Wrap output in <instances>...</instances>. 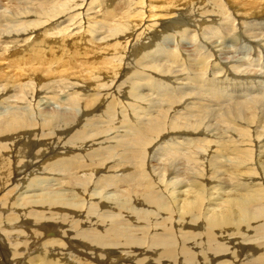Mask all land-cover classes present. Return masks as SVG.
<instances>
[{"label": "bare ground", "instance_id": "6f19581e", "mask_svg": "<svg viewBox=\"0 0 264 264\" xmlns=\"http://www.w3.org/2000/svg\"><path fill=\"white\" fill-rule=\"evenodd\" d=\"M101 1L102 0H100L99 3L96 4L95 6L86 3V6H88L86 11L91 10V13H92L96 8L100 6ZM105 1H109V0H105ZM111 1H114V0H111ZM123 3H125L126 5V7L124 8V15L121 18H119L115 23H113V21L106 22V25L108 26V29L106 30V32L111 31L113 33H117L120 31H124L125 29H128L129 31L128 36L126 37V43H124L125 46L123 47L125 52L128 48V52L125 53L123 49L120 50L119 48H117L119 45L115 44V48H112V50L115 51V53L120 52L119 55L116 54L115 56L106 57L102 54V52H100L98 63L94 65V68H89V69H82L85 66V64H80L83 66H76L72 68L63 69L65 66H68V65H65V63L68 61L66 62L62 61L63 67H60V70H58L57 76L59 77L60 81L66 80L67 78L73 79L74 81H76V83L74 82L72 83L74 84L73 87H76L75 89L79 88L78 90H80V92L70 91L71 95L76 93L77 98L73 97L72 99L71 97V98H66V99L64 98L63 100L61 97L60 103L57 105V107H54L56 103L53 105L51 102L47 101L48 103H46L43 109H40V110L38 109L39 112L37 114L43 121L41 123L42 127L45 124L50 123L51 129L56 131L58 135L64 134V133L68 134L73 129L76 128V125L79 124L80 122L79 119H81V116H84V113L88 114L89 112H93V111H95L94 113H96V111H98V109L100 108L99 104L100 105L104 104L103 102L104 100L106 101L107 98H108L107 99L108 102L106 103L105 108H107L108 116L111 118L114 117L116 112L119 110V107L120 106L122 107L121 103L117 101L118 99L117 96H115L116 98L113 99L114 95H117V93L119 96L123 95L122 84L116 83L121 75L120 70L122 69V66H123L122 63L125 61L126 58H128L129 56L131 57V54L129 55V53H132L134 46L136 45L137 41L141 37H144V36L150 37L153 34L154 38L152 39L154 40L156 36L159 34L157 38L158 37L160 38L162 31L164 30L166 31V29H169V28H166L167 26L176 25L174 22L169 25H162L165 28L160 27L159 29H155V26L162 22L163 16H169V13L171 12H173L177 16H180V18L183 17L181 14V12L183 11H186V13L190 14V16H194L191 14H197L193 22H196V20L198 19L197 18L198 15L205 16L203 20L198 19L199 21H203V22L208 21L207 20L208 17L211 18L212 15L217 16L219 25H215V26L211 25L210 27H208V30L210 32L204 31V33L199 35L198 30H201V29L199 28L200 23L198 22L199 24H197L198 26L195 27L194 30L180 31L179 33H177L180 37H177L178 36L177 34H173L174 36L167 35L168 38H165V37L163 38V36H161L160 41H159L160 43H158V45L160 46L162 44H166L167 48L171 47L169 48L170 50L168 51L167 62L169 64L164 65L163 63H161L162 61L160 60V58L165 57L166 53L161 49H156L152 51V53H146V54L144 53L145 59H142L139 62L137 61L138 64L137 66L135 65L136 66L135 68H138V67L140 68L136 69V73H143L144 68H149L151 71L154 72V74H158L159 76H163L164 78L168 77L170 74H176L178 77H183L184 81L186 80L185 78H187L188 80L193 81L195 85L196 84L199 85V81L200 82L206 81L205 79H206L207 73L203 72V74L204 73L206 74V76L204 75L205 76V79H204L203 78L204 76L202 75V71H205L203 69L205 64H209V68L207 69H209L211 78L208 81H210V84H211V81L217 82V80H219V83L217 85L214 84L215 86L211 84L212 86H210V88L205 89V90H209L208 94L209 95L212 94L211 96L213 98H216V99L223 98L221 93L219 94L218 92L219 90L218 85L224 82L226 78L224 79H220V78L226 76L224 73V69L228 68L227 64L229 63L230 65L233 64V61L237 60L238 55L242 52H240V48H238V46H237L238 49L234 47L235 44L228 46L227 45L228 41L224 44H219L218 39H215L214 37L219 36L220 38H225V39L227 38L231 42L233 41L236 42L235 40L236 36L232 32V29H235L237 27V24L236 26L234 25L236 19H238L237 20L238 22L236 21V23L239 24L240 23L239 20H242V19L245 20V18L253 17V16L262 17L264 15V0H184V1L183 0H173L171 4H169L167 0H124ZM47 4H56V2L54 3L49 2ZM79 5L81 7L80 9H82L83 3ZM180 7H182L183 9L182 11L177 9ZM103 9H106V6H104ZM57 10L58 9L53 6L43 7L41 5L39 6V9H35L34 11L35 14L33 16L37 17L36 18L37 22L34 21V22H23L22 23V27L24 28V30L25 28H27L26 29L27 37L23 35L25 38L23 45L25 44V46H23L22 44H18L17 43L18 41L15 42V44L17 43L18 45H22L23 50L20 47L19 48L14 47L13 50L19 49L21 51H28L30 53L31 62L38 63L39 56H41V53H43V48L47 47V46H43L42 43L40 42L42 41L44 42L47 39L43 36L39 38L38 41L35 40L38 36H40V34L36 33L38 29L33 30L35 29L34 25H36V23L37 24L40 23L42 25L41 29L44 30L47 34L53 36L54 38H58L59 45L63 43V40L70 41L72 39H75L77 41H80L82 44H85L81 46H86V43H89L93 45V47H96L95 45L100 44V43H105L108 41V39H105V37H103L102 39L99 37H94L93 35L89 34L88 31H84L86 30V28L83 29L82 31L79 26H81L83 22L80 23L79 26H71L72 24L70 26L68 24H67L68 26L66 25L59 26V28L61 29H59L58 31L55 28L57 26L56 22L58 21V19H56L55 17L54 22H52V18L54 17V14L57 12ZM96 12H99L100 16L102 17L104 16V14L101 13L100 9L96 10ZM80 14H83V13H79V15ZM230 14H232L235 19H233V16H231ZM257 15H262V16H257ZM61 16L62 14L59 15V18ZM84 17H85V21L88 24H90V22H93L92 21L93 15L86 13ZM134 17L139 18L140 20L136 22L134 20ZM247 23L249 24H245L243 26L251 25L250 22H247ZM256 24L257 23H255V25ZM217 26H220V27H217ZM18 27L21 28L20 25ZM15 28H17V26H15ZM247 30L248 28L245 29V32H246L245 36L248 37ZM18 31L19 30L17 28V33H19ZM57 31L58 33L60 32L63 36L62 37L55 36ZM191 32H194V34H192ZM197 35L200 37L202 36L203 37L202 39L204 40H209L208 42L209 44L204 45L205 48L203 47L202 44L197 42V40H199L195 37ZM258 35H262V32L259 31ZM205 36H209V38ZM71 42L73 43L74 41H71ZM94 42H96V44ZM3 43L5 42L1 41L0 39V45ZM67 44L69 45L70 42H68ZM7 46L0 47L2 51L0 54V65L2 64L5 66V62L2 60V56L9 57V62H8L9 67L11 69H14L13 73L17 77H12V78L7 77L6 72L5 74L3 73V68H2L3 66H0V74L5 75V76L0 75V85H3L5 88L9 87L10 89H14L16 92H22V89L23 88L25 89V86L27 85V81L31 80L30 78L32 77V75L27 73L26 68L23 67L22 62L18 61L20 57L19 55L14 56L15 55L14 54L10 56L12 54L10 50L12 49H9ZM102 47H107V46L103 45L101 46V48ZM130 48L131 50H129ZM204 49H206V53H204L203 51ZM213 49L218 53V56H217L218 59L216 58L217 60H214L213 55L210 54L212 53L211 50ZM19 50H17V52ZM72 55L73 53L70 55V58L72 57ZM183 55L188 57V59L184 57L187 60L186 61L187 63L185 61H182ZM54 59L58 60V57H54ZM190 61H196V63L199 65V68L195 67L196 68L195 69L192 66L193 63L190 64ZM219 61H221L220 66H219L221 71L218 74L213 75L214 73L217 72L216 68H217V64L219 63ZM238 61L241 62L243 66L247 65L248 63V62L245 63L243 58H241L240 60L238 59ZM249 63L251 62L249 61ZM151 64L152 65L155 64L153 65L155 66V68ZM86 65L89 66V64H86ZM183 66L184 68L189 66L187 69H189L190 67L191 68L193 67V71H192L193 73L190 72L192 73V75H186V74L183 75L181 73L183 72V70L180 69ZM244 73H246V71ZM136 75L137 74H135V76ZM140 77L142 79H138V81L133 82L132 84L126 83L130 87L133 86L134 90L130 89L129 98H131L132 102H128L125 107L127 108V105H128L129 106L128 109H130L131 107L132 111L134 110L136 111L138 108L142 109L139 112L144 113L145 116H147V119H148V115H151V112L153 113L158 112V111L160 112L158 113V115L152 116L150 119H148V121L151 120L148 123L147 122L145 123L146 120L145 121L140 120V121H136L134 124L129 123L128 125L121 126V127L124 129H130L131 130L130 132L140 133L139 139L141 140L142 146L140 150H136V151L132 150L133 151L132 158L134 157L139 158L140 155L143 154L144 159L147 161V163L145 165L138 166V165L131 164L130 162L128 163L124 162L121 158L118 157V155L119 153L122 154L125 151L130 150L131 147L129 144L122 142V141H118V140L114 146H110V147L109 146H103V147L99 146L95 149L89 148L90 150L85 151V153L83 154H80V153L70 154L72 153V151H68L69 155L61 156L59 157L58 160L52 163H49L48 161L50 159H47V158L49 157L53 158L55 156L54 154H56L55 151L51 154V156L49 157L46 156L45 159H43L45 157L44 156L45 154H43L44 151L39 154L36 151L38 154V157L36 159L41 157V159L45 160V161L42 160L41 162L39 161L40 164L44 165L43 171H46L48 167H51V168L54 166L56 167V169L53 168L52 173L56 172L58 176L51 179V181H54L56 184L54 185L53 183V187L51 185L50 188H47L51 190H48L46 193L45 192L37 193V194L34 193V195L32 196L22 197L21 198L23 201L22 203H20L19 199L18 200L15 199V201L14 200L12 201L11 193H13V191L16 188L14 190H9V191L7 190L8 192L3 195V197L1 198V202H0V208L1 207L2 208L3 207L13 208L14 210L17 209L18 212H15L14 210L11 209L10 213L5 214V212H2V210H0L1 212L0 230L4 231L5 236H6V239H4L3 237L0 238V264H105L103 262L105 260L101 261V258L104 259L106 257H109L110 255H115L116 253L114 251L115 249H120L121 253L122 252L123 253L119 257L115 256L114 259H111L110 260L111 263H114V262L120 263V261L122 260L125 261V259L134 258V260L136 261V264H145V263L148 264L151 262V260H153L150 255H146V252L143 254H135V252H137L139 249H143V250L146 249L148 252L154 251L155 254L158 255L154 259V261H157L158 264H161V262L164 259L165 260L173 259L175 261L177 260L176 259L177 256H180V255L183 257V263L187 262L189 264H202L201 260L197 259V257L195 261L193 260V255H196L193 252L194 246H188V242H189L188 237H190V239H197L198 237V240H201L200 238L202 236L207 238V240L211 244L207 246L208 251H205L204 246H202V249L200 248L201 249L200 253H202L203 255V257L201 256L202 257L201 259L203 260V262H205L204 259H206L205 264H210V263L212 264L216 259H219L218 261L219 264H230L231 262H229L227 259L223 260L220 257L221 253L228 252L227 243L231 245L234 244L233 249L235 248V250L233 252L236 253V257H241L245 255L244 250L247 249L248 251L244 258L246 261L255 262V264H264V251H263L264 240L258 243L256 242L254 245L247 244L248 246L243 245L241 242H238V243H233L232 241L231 243L225 242V243L220 244L219 249H215V247L212 245V242H211L214 235H216L217 233L219 234L227 233L229 240H230V238L236 235V233L234 234V232H232V228L238 227L239 225L242 226V228L246 226L243 229H247V230L249 229V231L254 230L253 237H257V238L264 237L263 236L264 222L259 223V224L257 223L260 220L264 219V203H262L264 202V194L263 195L260 194L261 192H264V177H263L264 174L263 175L260 174L259 176L256 175L258 177H255V178H251L252 175H250L251 171L254 169L252 165L253 166L255 165L256 167H260V170L263 171L264 173V169H263L264 167V141L261 140L264 138H261V135L260 137L254 136L257 139L252 136L250 140L246 136L248 135L247 131L250 132L251 130L249 129L250 131L249 130L245 131L244 129L243 133H241L243 129L241 128L239 130L241 132L237 130L239 133L236 132V134H239V135L242 134V137L246 138L245 139L246 142H243L245 140L241 139L243 141L239 142L240 144H237L238 146L237 145L234 146L233 144H231L232 142L227 143V144L226 142L223 143V145H225L223 150L225 154L227 155L229 154L227 146L232 147L233 145L235 147L236 151L232 153V155H235V157H228V158L231 160L230 161L231 163L236 164V165L233 164L234 165V169L232 167L233 173L237 177L243 178V180H246V181H244L243 183H241L240 181L241 184L239 185H235V183H231L229 181L231 184L235 185V187H233V189H230V190L220 191V188L218 189V185L210 186L212 183L211 180H209L210 177L207 174L204 175L202 177L203 180L200 181V182H204L202 184L204 185L205 190H206V196H205V199L203 200L205 201L204 202L205 205L202 207L200 206L201 203L199 204V202L201 201V195H200L201 188L195 187L196 190H193L192 188L191 189L188 188L187 182H189V180L191 182L192 180L194 181V177H191L190 172H188L187 173L188 178L186 177L187 178L186 179L185 178L186 172L185 170H183L182 172V168L180 170V166L181 165L186 166L185 168H187V165L188 166L194 165L197 167L198 171L203 169V171L205 170L208 172L207 170L208 163L210 164L211 168H214V171H215L216 165L212 161L213 160L212 156L209 155L210 157L207 158L208 156L207 149L209 148V146L204 145L202 143V142L204 143H207V142L199 138L194 139L191 137L195 135L196 133H199L201 130L200 124H197L198 121L190 120V121L184 122V120L188 119V118L185 119L187 116L177 117V115H180V114L187 115L193 112L200 113L202 112L201 108H205L206 105L210 107V104L208 103L207 98L205 101L206 96L204 92L202 93V95L199 94L200 96H196L195 94H192L193 92L184 93V91H187V90L182 89L183 88L182 85H179V87L174 88V90L172 88L173 93L178 92V94L181 95L179 98H175L174 96L171 97V91H172L171 89H170V92L166 94L162 93L163 91L165 92V90L168 89L164 87H169L168 84L164 85L166 82L163 85H162L163 83L162 81H161L162 83L153 82L151 83L152 85H150L146 83V80L143 79L141 75ZM69 79L68 81H71ZM227 79H230V78H227ZM232 79L233 78H231L229 82H231ZM153 80L156 81V79H153ZM68 83L69 82H67V84ZM185 83L187 84V82ZM233 83H230L228 86L229 87L231 86V88H233L234 87L232 85ZM59 85L60 87H63L61 86V84ZM128 85L127 87H129ZM41 87L40 89L43 88ZM80 87H83V88H80ZM44 88L46 89H42V90H49L50 87H46L44 85ZM62 89L64 88H60V90ZM86 89L88 92H83ZM111 89H113V92H110ZM224 89H226V87H224ZM214 91H217V92H214ZM237 91L239 93V90ZM49 94L51 93H48V95ZM112 94H113L112 96L113 98H111ZM153 94L156 95L155 96L156 100L166 101V104L159 103V102L157 103L154 100ZM33 95L35 96V93ZM79 95H82L83 97L79 98L78 97ZM91 95L94 96L93 99L91 98L92 101L89 103V105L84 103L83 108L81 109L82 114L80 115L78 113L79 108H80L78 104L79 103L83 104L82 102H85L86 99H89V97L85 98L84 96H91ZM65 97H67V95ZM191 98L195 99L196 101L191 102L192 101ZM145 99L147 100L146 103H148L146 105L147 107L143 105ZM51 100H56V99H51ZM68 100L70 103H68ZM186 101L188 102L185 105V107H183ZM77 102L79 103L77 104ZM189 103H192L195 105L197 103L198 104L201 103V104L200 106L193 107L192 105L189 106L188 105ZM251 103L248 105L246 104L245 106H240V103H235L236 105L229 107L232 109H229L224 113H220V115L222 116L221 120H227V122L228 121L232 122V120H235V121H238L239 123L240 122L243 123L244 126L245 125L249 126L250 125L249 119L251 115L256 116L257 114L258 116V113L260 114V111L263 112L264 110V105L262 104L263 102L261 104H259L260 102H254L252 104ZM81 104L80 106H82ZM177 107H181L182 109H184L183 112H181V109ZM192 107L196 109V111ZM165 108H170V109L166 111L164 110ZM123 111L125 110L123 109ZM161 111H165V112L161 113ZM121 112L122 110L120 111V113ZM139 112L137 111L138 114ZM137 113L135 114L137 115ZM12 114L14 115V119L11 122L9 119H7L3 124L0 125V134H6V136H0V142H3V140L1 139H4L5 142L9 141L10 138H13L16 134H19L20 132H14L16 130L22 131L21 133L24 134L27 129H31L32 126L34 125L30 120L31 117L29 116L27 111H25L24 109L21 110L20 107H18L16 108V110L12 111ZM123 114L121 116H123ZM144 114H142L141 116H143ZM162 114H164L165 116H162ZM170 116L171 117L173 116V118L176 120L178 119L180 124L182 123L181 124L182 126L174 125L173 127L175 128L174 133L173 131L171 130L169 131V129L166 128L167 126L166 120H167V117H170ZM94 118L96 119L95 116ZM179 119L181 121L183 120V122H181ZM102 120H104L105 122L107 121L103 118ZM98 121L97 123L99 124L100 122ZM92 122L93 121H91L90 123ZM238 122H236L237 125L239 124ZM176 124L178 123L176 122ZM232 124L234 123L232 122ZM93 125L94 124L83 125L84 128L81 127V130H77V132L74 133L73 139H77L78 143L76 144L74 141H72L71 144L77 147L78 146L80 147V145L85 144L83 143V141H86V143L94 144L96 143V141L100 140L101 136H99L97 132L94 133V131H92L93 128H90ZM106 125H108L109 127L108 121L106 122L104 127H106ZM100 127H103V125ZM169 127L171 129V126ZM251 127H253V124ZM253 131L254 130H252V132ZM171 133L172 134H187L189 135L190 138H184L182 142L174 141L173 143L175 146H172L171 149H166L168 151V155H171L173 152L181 149L182 147H186V149H188L190 152L188 154L184 153L183 157L177 158L176 159L177 162L172 163V164L170 163V165L168 164V162L165 163L166 165H163V164H160V162L158 161H153L149 159L148 156L152 148L157 146V143L161 141L162 138L166 141L167 139L166 136H168V134H171ZM236 134L234 136H236ZM262 136H263V133H262ZM57 137L59 138V136ZM17 138L15 137L12 140V142L7 143V144L1 143L0 148H7L9 144L10 145L13 144V146H16V144L20 145V139L17 140ZM152 138L153 140H155L154 142H152ZM71 139L69 140L71 141ZM195 140H198L200 143H202V145L201 146L195 145L193 142ZM107 141H110V140L107 139ZM62 143H64L63 145L65 147V141ZM57 144L58 142L55 145L56 147H57ZM217 145H220V142L219 143L214 142L213 147L217 148L216 150H218L219 148ZM64 147L62 148L64 149ZM158 147L161 148L160 145H158ZM68 148H70V146ZM20 149L21 148H19L18 151H20ZM244 150H246V152L252 151L251 156L250 154L248 155L244 154V155H247L246 158L244 157V159H242L241 157L238 159L239 152L244 153ZM105 154H111V157H104ZM30 155H32V153H30ZM87 155H91L93 157L90 159H86ZM122 155H126V153ZM171 156L177 157L178 152L177 154L174 153ZM116 157H118V159ZM261 157H263L262 158L263 160L261 159ZM9 158L6 163V168L3 171H0V175H2L0 176V189L1 190H4L6 188L5 186L6 181L9 179L6 176L12 175V178H11L12 181L15 182L16 180V182H19V180L17 179L20 178V175L22 173V171H20V169H18L17 167L18 164L14 168L12 166H9V164H11L10 162L11 160H9ZM128 158H130V156H128ZM206 159H207V162H206ZM252 160H254L253 163H252ZM30 162L31 164L35 163L34 159L31 160ZM30 162H29V165H26V168L30 167V168L36 169L38 167L37 166L38 164L35 165L34 167H31ZM22 163L23 161L19 162L20 166ZM244 166L246 167L244 169H241ZM102 171L105 174H102L101 173ZM24 173L25 172L23 171V174ZM167 173L168 174L172 173L174 174L175 177H178V178L179 176H181L183 179L181 178L178 180H170L164 176ZM234 174L231 175L230 173L228 174V176L234 177L235 176ZM162 176H164L163 180H162ZM205 176H208L209 178ZM48 178L38 177V179L37 178L33 179L32 181H30V185H29V187L33 189L28 190V191L37 190V187H39L38 185L42 184V182L43 184L45 182L49 183ZM155 179L158 181V185L155 184ZM213 180H215V178ZM231 181L234 182L235 180H231ZM196 183L198 182H195V185ZM225 184L226 183H224V185ZM236 184H238V182ZM220 185H223V184H220ZM18 187H19V184H18ZM45 189L46 188L44 187L42 188L43 191L47 190ZM111 194H114L115 197L114 195L110 196ZM163 199L165 201H163ZM223 202H225L226 204L224 205ZM163 204H166V206L165 208H163V210H161L162 209L161 205ZM261 204H263V206L257 213L256 207H258ZM149 208L154 209L157 212V214L152 213L151 210H149ZM82 214L85 215V216L83 215V218H82ZM161 215H167V216L162 218ZM76 217L78 218L76 219ZM30 220H33V223ZM236 221L238 222V225L236 223L237 226L236 225L234 226ZM13 223H16V224L20 223V227H22L23 230L27 229L30 226L32 227V230H31L32 239L23 242L24 244L23 246L25 247L24 249L21 246L22 249H24L23 251L19 249V245L22 242L16 238V235L15 237L11 236L12 232H7V230L12 231L13 228H11L10 225ZM200 223H203V225H205V233L200 234L195 231L187 232V239H184L182 241V245L180 247H175L169 243V242L174 241V232L176 231V229H178L176 226L177 224L179 228L181 227L180 233L183 234V231H184L183 228L186 227L187 225H189V228L190 226H195L197 227L196 229H199V226L201 225ZM252 223H254L256 226L253 227ZM150 224H151L152 229H154L155 231L159 229L158 228L159 224H162L164 226V229L160 234L156 235V233H153L154 235L148 236L149 233H152V231L148 233L147 227ZM66 226H68L69 228H73V229L80 228V230L78 231H73L72 229L67 230L65 229ZM60 228L62 230L60 232L61 236L59 235L58 237H56L57 232L60 230ZM242 228L240 229L242 230ZM255 228H259L262 230H256ZM233 230L236 232L235 228ZM136 231L140 233L137 234ZM181 237L184 238L185 235H182ZM248 238H251V237L249 236ZM149 240H154L152 241L151 245H150ZM245 240L247 241L248 239H245ZM32 241L34 244L30 246L29 244ZM8 245H10L11 247L14 246L13 248L14 250L12 251V254H11L13 258H11V260H9L10 257H8V254H9L7 250V247L9 248ZM223 247L225 249H223ZM57 249H59L58 252L56 251ZM260 249H262V252H259ZM239 250L241 251L240 254H239ZM99 252L101 254L100 256L98 255L97 257V253ZM208 252L211 253L212 257L208 255ZM249 254L251 255V257H249ZM92 256L95 257L94 258L95 261L91 259ZM215 257H219V258H215ZM191 259L194 262L190 261ZM171 260L169 261L172 262L173 260L172 261ZM235 261H233V263ZM246 264H251V263H246Z\"/></svg>", "mask_w": 264, "mask_h": 264}, {"label": "rangeland", "instance_id": "374dc122", "mask_svg": "<svg viewBox=\"0 0 264 264\" xmlns=\"http://www.w3.org/2000/svg\"><path fill=\"white\" fill-rule=\"evenodd\" d=\"M99 1L100 0H0V39H1V41L5 42V43L1 44L0 47H6L8 45L7 47L9 49H12V50H10L12 52V54L10 52V54H11L10 56H12L14 54H15L14 56L19 55L20 57H19L18 61L22 62L23 67L26 68L27 73L32 75V77L30 78L31 80L27 81V85L25 86V89L24 88L22 89V92H16L14 89H10L9 87L5 88L3 85H0V125L3 124L7 119H9L10 122H11L14 119V115L12 114V111L16 110V108H18V107H20L21 110L24 109L25 111H27V113L31 117L30 118L31 122L34 124L32 126V128L31 129H27L24 134H22L21 133L22 131H19V130L14 131V132H20V133L16 134L13 138H10L11 141L9 140V141L5 142L4 139H1V140H3V142H0V145H1V143H6V144L10 143V142H12V140L15 137L16 138L18 137L17 140L20 139V145L16 144V146H13V144H11V145L9 144V146H7V148H0V171H3L6 168L7 160L10 157L9 160H11L10 161L11 164H9V166H12L14 168L18 164L17 167H18V169H20V171H22V173H21L19 179L16 178L17 180H19V182H16V180H15V182H13L12 179H11L12 175L11 176H6L9 179L6 181V185H5L6 188L4 187L5 188L4 190L0 189V202H1V198L3 197V195L5 193H7L9 190H14L15 188L16 189L13 191V193H11L12 194L11 195L12 201L13 200L15 201V199H17V200L19 199L20 203L23 202L22 199H21L22 197L32 196V195H34V193H36V194L37 193H42V192L46 193L48 190H51V189H47V188H50L51 185L53 187V183H54V185L56 184L54 181H51V179H53L56 176H58L56 174V172L52 173L53 168L56 169V167L55 166L52 167V168L48 167L46 169V171H43L44 165L40 164L39 161L41 162L43 159L46 158V156H48V157L51 156V154L54 151L56 153V154H54L55 156L53 158H50V157L47 158V159H50L48 161L49 163L55 162L61 156L69 155L68 151H72V153H70V154H73V153L83 154V153H85V151H87V150L89 151L91 148L95 149V148H97L99 146H101V147H103V146H109V147L110 146H114L115 143L118 140V141H122V142H125V143L129 144L130 147H131L130 150L124 152V153H126V155H122L124 153H122V154L119 153V155H118L119 158H121L124 162H127V163L130 162L131 164H134V165H138V166L145 165L147 163V161L144 159V155L143 154H141L139 158H136V157L132 158L133 157L132 156V153H133L132 150H135V151L136 150H140V148L142 146L141 145V140L139 139L140 138V135H139L140 133L130 132L131 131L130 129H124V128L121 127V126H126L129 123L134 124L136 121H140V120H143V121L146 120L145 123L146 122L148 123L149 121H151V120L148 121V119H150L152 116L158 115V113L160 112V111L154 112V113L151 112V115H148V119H147V116H145L144 113L139 112L142 109L138 108L136 111L135 110L132 111L131 107H130V109H128L129 108L128 105H127V108L125 107L128 102H132L131 98H129L130 97L129 96L130 89L134 90L133 86L130 87L126 83L132 84L133 82L138 81V79H142L140 77V75L143 77V79L146 80V83H148L150 85H152L151 83H153V82H160V83L163 82L162 85L166 82L164 85L168 84L169 87H164V88H168L167 89L168 91L165 90V92L164 91L162 92L164 94L170 92V89L172 90V88L174 90V88L179 87V85H182V87H183L182 89L187 90V91H184V93L185 92H188V93L189 92H193L192 94H195L196 96H200L204 92V94L206 96L205 97V101H206V98H207L208 103L210 104V107L208 105H206L205 108H201L202 112H200V113L193 112V113L187 114V115H185V114L177 115V117L178 116H181V117L187 116L185 119H187V118L188 119L184 120V122L185 121H190V120L198 121L197 124H200V127H201V130L199 132L200 135H199V133H196L195 135H193L191 137L194 138V139L199 138V139L204 140L205 142H207V143L202 142L204 145L209 146V148L207 149V152H208L207 158L212 156L213 157L212 161L216 165V168H215V171H214V168H211L210 164L208 163L207 164L208 172L205 171V170L203 171V169L198 171L197 167L194 166V165H190V166L187 165V168H185L186 166H182V165H181L182 167L180 166V170L182 168V172H183V170H185V172H186L185 178L186 177L188 178V174L187 173L190 172L191 177H194V181L198 182L195 185V182L193 180H192V182L189 180V182H187V184H188L187 186H188V188H190V189L192 188L193 190H196L195 187L201 188V193L199 192L200 195H201V201L199 202V204L201 203L200 206L203 207L205 205V203H204L205 201H203V200L205 199V196H206V190H205L204 185L202 184L204 182H200V181L203 180L202 177L204 175L207 174L210 177L209 178L208 176H205V177L209 178V180H211L212 183H211L210 186H217L218 185V189L220 188V191L233 189V187H235V185H239V184L243 183L244 181H246V180H243V178L237 177L233 173L232 167L234 169V165H236V164L231 163L230 162L231 160L228 157H235V155H232V153H234L236 151L234 146L237 145V144H240L239 142H242L243 140L246 139V138L242 137V134H240V135L236 134V132L237 133L241 132V131H239L241 128H243L241 133H243L244 129H245V131H247L249 129L251 130V131L249 130L250 132L247 131L248 135L246 136L250 140H251L252 136L253 137L254 136L260 137V135H261V138H264V132H263L264 131V117H262V116H264V110H263V112L260 111V114L258 113V116H257V114H256V116L251 115L249 121H250V125L251 126L253 124V127H251L250 125L249 126H247V125L244 126L243 123H241V122L239 123L238 121H235V120H232V122L234 124H232V122H230V121L227 122V120H221L222 116L220 115V113H224L227 110L232 109V108H229V107L236 105L235 103H240V106H245L246 104L248 105L251 102L252 103L260 102L259 104H261L263 102L262 104L264 105V15L263 16L262 15H257V16H262V17L253 16V17L245 18V20L244 19L239 20L240 21L239 24L236 23V21L238 20V19H236L234 25L236 26V24H237L236 28L238 30L236 28L232 29L233 34H235V36H236V39H235L236 42H234V41L231 42L229 39L220 38L219 36L218 37H214L215 39H218L219 44H224V43H226L228 41L227 42L228 46L233 45V44H235L234 45L235 48H237V46H238V48H240V52H242V53H240L238 55V59L240 60L241 58H243L245 63L248 62L247 65L243 66V64H241V62H239L238 59H237V60L233 61V64H231V65H230V63L227 64L228 68L224 69V73H225L226 76L221 77V78L219 77L220 79L226 78L225 79L226 82L225 81L222 82L223 85H222V83L218 85V87H219L218 92H219V94L221 93L223 98H221V99L213 98L211 96L212 94L211 95L208 94L209 90H205V89L210 88V86H212L214 84L217 85L219 83V80H217V82L211 81V84H212L211 85L210 81H208L211 78L209 69H207V68H209V64H205V66H204L205 68L203 67V69L205 71H202V75L203 76L204 75L206 76V74L205 73L203 74V72L207 73L206 79H205V76L204 77L202 76L206 80L205 82L207 84L205 82H203V81L202 82L199 81V85H197V84L195 85L193 83V81L188 80L185 77L184 78L186 80L184 81L183 77H178L176 74H170L171 76L169 75L168 77H165L166 78L165 79L163 76H159L158 74H154V72L151 71L149 68H144V72L143 73H136V69L140 68V67L135 68L137 66L138 62L141 61L142 59H145V54L146 53H152V51H154L156 49H161V50H163L166 53L165 57L160 58V60L162 61L161 63H163L164 65L169 64L167 62V60H168V51L170 50L169 48H171V47L167 48L166 44H162L160 46L158 45V43H160L159 41H160L161 36H163V38L164 37L168 38L169 35L174 36L173 34H177L180 31H186V30H191L192 31V30L195 29V27L198 26L197 24H199V23H200V27L199 28L201 30H198V31H199V35H201L202 33H204V31L210 32L208 30V27H210L211 25L212 26L219 25L217 16H213L212 15L211 18L208 17V19H207L208 21H204L203 22V21H199L198 19L203 20V18L205 16L201 15L202 16L201 17L200 15H198L197 16L198 19L196 20V22H197L196 23V22H193V21L195 20L197 14H191V15H194V16H190V14H187L186 11H183V12H181L183 17L180 18V16H177L173 12H171V13H169V16H163L162 22L160 24L156 25L155 29H159L160 27L165 28L162 25H169V24H172L174 22H175L176 25L167 26L166 28H169V29H166V31L165 30L162 31V34L160 35V38L159 37L157 38V36L159 34L156 36V38L154 40L152 39V38H154L153 34L150 37H145V36L141 37L137 41L136 45L134 46V49L132 50V53H129V55L131 54V57L130 56L128 57L129 60H128V58H126L125 61L122 63L123 64L122 69L120 68L121 69L120 70V72H121L120 73L121 74L120 77L121 78L119 77V79H118V81L116 83H118V84L121 83L122 84L123 95L122 96L120 95L121 96L120 97L118 95V93H117V95H114V98L112 97L113 94L111 95V98H113V99H115L116 98L115 96H117L118 97L117 101H119L121 103V105H122V107L120 106L119 110L116 112V114H115L116 116L114 115V117H112V118L108 116L107 108H105L106 103L108 102V100H107L108 98H107L106 101L104 100V102H103L104 104H102L104 106L99 104L100 108L98 109V111H96V113H94L95 111L89 112L88 114H85L83 112L84 116H81V119H79V121H80V122L78 121L79 124H77L76 128L73 129L68 134L64 133V134H59L58 135L56 131L51 129V124L50 123H47V124H45L42 127L41 123L43 121H42V119L39 117V115L37 113L39 112L40 109H43L45 107L46 103L51 102L53 105L56 103V105H54V107H57V105L60 103L61 97H62L63 100H64V98L66 99V98H71V97L73 99V97H76L77 94L75 93L76 95L75 94L71 95L70 93L73 92V91L80 92V90H78L79 88L75 89L76 87H73L74 84H72V83L73 82L76 83V81H74L73 79H69V78L66 79L67 81L66 80L60 81L59 77L57 76L58 75V70H60V67H63L62 61H65V62L68 61V62L65 63V65H68V66H65L63 69L72 68V67H76V66H83V65H80V64H85V66L82 69H89V68H94V65H96V63H98L99 57H100V52H102V54L104 56H106V57L115 56L116 54L119 55L120 52L115 53V51L112 50V48H115V44L119 45L117 48H119L120 50L123 49V51L125 52L123 47L125 46L124 43H126V37L128 36V32H129L128 29H125L124 31H120V32H117V33H113L111 31L106 32V30L108 29V26L106 25V22H112L113 21V23H115L119 18H121L124 15V8L126 7L125 3H123L124 0H114V1L102 0L100 6L98 8H96L92 12L93 14L91 13V10L90 11H86L87 7H88V6H86V3L95 6L96 4L99 3ZM172 1L173 0H167V2L169 4H171ZM49 2H51V3L56 2V4H47ZM82 3H83L84 7L82 6V9H80L81 7H80L79 4H82ZM40 5L43 6V7H51V6H53V7L58 9L57 12L54 14V17L52 18V22H54L55 17H56V19H58V21L56 22L57 26L55 27L58 31H59V29H61V28H59V26H65V25L66 26H68V25L70 26L71 24H72L71 26H79L80 23L83 22L82 25H84V26H82V25H81L82 27L79 26L82 31H83V29L86 28V30H84V31H88L89 34L93 35L94 37H99L101 39L103 37H105V39H108V41L105 42V43L97 44V45H95L96 47H93V45H91L89 43H86V46H81V45H85V44H82L80 41H77L75 39H72L70 41L69 40H63V43L61 45H59L58 38H54L53 36L47 34L44 30L41 29L42 25L40 23L39 24L36 23V25H34L35 29H33V30H37L38 29L36 31V33L40 34V36H38L35 40L38 41L39 38L44 36L47 40L44 41V42L42 41L40 43H42L43 46H47V47L43 48V53H41V56H39L38 63H32L31 60H30V53L28 51H21V50L17 49V50H19L17 52V50H13V49H14V47H16V48L20 47L21 49L23 48L22 45H23L24 39H25L24 36L27 37V35H26L27 34L26 29L27 28H25V30H24V28L22 27V23L23 22H34V21H36L37 17H35L33 15L35 14L34 13L35 9H39ZM33 6H34L35 9L33 8ZM104 6H106V9H103ZM134 7H136V6H134ZM99 9H100L101 13L104 14L103 17L100 16L99 12H96V10H99ZM177 9L181 10V11L183 10L182 7L177 8ZM76 11H78V12H76ZM79 13H83V14L79 15ZM86 13L87 14L89 13V14L93 15V20L91 19L93 22H90V24H88L85 21V17L84 16H85ZM60 14H62V16L59 18ZM230 15L233 16L232 14H230ZM233 19H235L234 16H233ZM134 20L136 22H138V20H140V19L134 17ZM247 22H250L251 25L243 26L245 24H249ZM255 23H257V24L255 25ZM19 25L21 26L22 29L20 27H18ZM15 26H17V28L19 30L18 31L19 33H17V28H15ZM191 27H192V29H191ZM217 27H220V26H217ZM205 28H207V29H205ZM247 28H248L247 34H248L249 38L247 36H245V34H246L245 29H247ZM261 28H263V29H261ZM10 31H11V33H10ZM58 31L56 32L55 36L62 37L63 35L60 32L58 33ZM259 31L262 32V35H258ZM15 32H16V34H15ZM50 32H52V31H50ZM191 33L194 34V32H191ZM177 37H180V36L178 35ZM195 37L197 39H199V40H197V42L202 44L203 47H204V45L209 44L208 43L209 40L202 39L203 38L202 36L200 37V36L197 35ZM205 37L209 38V36H205ZM176 40H174V41H176ZM203 40L206 41V42H204ZM71 41H74V42L72 43ZM15 42H17L18 44H22V45H18L17 43L15 44ZM68 42H70L69 45L67 44ZM94 43L96 44V42H94ZM147 44H148V46H147ZM12 45H14V46H12ZM103 45H105L107 47H102L101 48V46H103ZM23 46H25V44ZM131 48L129 50H131ZM13 51L16 52V53H14ZM203 51H204V53H206V49H204ZM1 52L2 51L0 49V54H1ZM127 52H128V48H127L125 53H127ZM133 52H134L135 55L133 54ZM211 52L212 53H210V54L213 55L214 60H217L218 59L217 58L218 53L214 49L211 50ZM72 53H73V55L70 58V55ZM112 53H114V54H112ZM179 53H180V51H179ZM184 55H183V60L182 61L186 62L187 61L186 59H188V57H186ZM142 56H144V57H142ZM54 57H58V60L54 59ZM245 58H247V59H245ZM2 60L5 62V66L2 65V64L0 65V66H3L2 67L3 68V73L5 74V72H6V75L9 78L17 77L13 73L14 69H11L9 67V63H8L9 62V57L2 56ZM249 61L251 63H249ZM220 63H221V61H219V63L217 64V68H216L217 72L214 73L213 75H216V74H218L221 71V69L219 68ZM86 64H89V66H87ZM190 64H192V66L194 68L195 67L199 68V65L196 63V61H190ZM248 64H250V65H248ZM153 65H155V64H153ZM153 67L155 68V66H153ZM188 67L184 68V66H183V67L180 68L181 70H183V72H181L183 75H185V74L186 75H192L193 67L192 68L190 67L189 69H187ZM245 71H246V73H244ZM190 72H192V73H190ZM4 74H0V75L1 76H5ZM135 74H137V75L135 76ZM228 74H229V76H228ZM124 75H125V77H124ZM19 77H21V76H19ZM156 77L158 78L159 81L157 80ZM171 77H173V78H171ZM207 77H209V78H207ZM227 78H230V79L233 78V79H232L231 82H229L230 79H227ZM68 79L71 80V81H68ZM120 79H121V81H120ZM153 79H156V81L153 80ZM171 80H172V82H171ZM59 81H60V83H59ZM67 82H69L70 85H69V83L67 84ZM185 82H187V84ZM204 83H205V85H204ZM230 83H233L232 84L234 86L233 88H231V86L230 87L228 86ZM59 84H61V86H63V87H60ZM44 85L46 87H50L49 90H42V89H46V88H44ZM71 85H72L73 88L71 87ZM127 85L130 88L127 87ZM197 86H199V87H197ZM222 86L226 87V89H224V87H222ZM40 87L42 89H40ZM205 87H207V88H205ZM60 88H64V89L60 90ZM80 88H83V87H80ZM84 88H86V87H84ZM39 90H41V91H39ZM173 90L171 91V97L174 96L175 98H179L181 95L178 94V92H174L173 93ZM237 90H239V93H238ZM127 91H128V93H127ZM45 92H47V93H45ZM83 92H88V91L86 89ZM110 92H113V89H111ZM214 92H217V91H214ZM34 93H35V96L33 95ZM48 93H51V94H49L50 96L48 95ZM66 95H67V97H65ZM127 95H128V97H127ZM155 96L156 95L153 94L154 100L157 103L159 102V103L166 104V101L156 100ZM39 97H40V99H39ZM78 97L82 98L83 96L79 95ZM84 97L85 98L89 97V99H86L85 102H82L83 104L77 102V104L79 103L78 106L80 107L79 111H78V113L80 115L82 114L81 113V109L83 108L84 103L89 105V103L92 101L91 98L93 99L94 96L91 95V96H84ZM161 98H163V97H161ZM51 99H56V100H51ZM147 99H149V98H147ZM190 100H188V101H190ZM125 101H127V102H125ZM146 101L147 100L145 99L144 103H143V105L145 107H147L146 105L148 104V103H146ZM188 101L185 102L183 107H185V105L187 104ZM194 101H196V100L192 99L191 102H194ZM68 103H70L69 100H68ZM80 104L82 106H80ZM200 104L197 103L195 105V104L189 103L188 105L189 106L192 105L193 107H197V106H200ZM181 107H177V108L181 109V112H183L184 109H182ZM123 109L125 111H123ZM169 109L170 108H165L164 110L168 111ZM121 110H122V112L124 114L122 112L120 113ZM194 110L196 111V109H194ZM197 110H199V109H197ZM137 111L139 112V114L137 113ZM125 112H126V114H125ZM133 112L137 113V115L135 113H133ZM162 112L164 113L165 111H161V113ZM9 114H11V115H9ZM122 114H123V116H121ZM142 114H144V115L141 116ZM94 116L96 117V119L97 118L98 119L96 120L94 118ZM138 116H139V118H138ZM162 116H165V115L162 114ZM105 117H107V118H105ZM93 118L95 119V121H94ZM102 118L108 121L109 127H108V125H106V127H104L107 121L105 122L104 120H102ZM175 120L176 119H174L173 116L172 117L171 116L167 117V120H166L167 121V126H168V127L166 126V128L169 129V131L170 130L173 131V133H174V130H175V128H173L174 125L178 126V125L182 124V123L180 124L178 119L176 121ZM91 121H93V122L90 123ZM97 121L100 122V123L98 124ZM103 121H104V123H103ZM257 121H258V123H257ZM172 122H173V124H172ZM176 122L178 124H176ZM181 122H183V120ZM236 122H238L240 125L241 124L242 125L241 126L239 124L237 125ZM87 123L88 124H94L90 128H93L92 131H94V133L97 132L99 134V136H101V139L96 141V143H94V144L86 143V141H83V143H85L86 145L85 144L84 145H80V147L78 146L79 148L77 146H75V145H72L71 144L72 141H74L76 144L78 143L77 139H73L74 133H76L77 130H81V127H83V125H88ZM102 125H103V127H100ZM229 125H230V127H229ZM94 126L98 130L95 129ZM169 126H171V129H170ZM258 127H259V129H258ZM255 128H256V130H255ZM203 129H204V131H203ZM222 129H224V130H222ZM252 130H254V131L252 132ZM98 131L99 132L102 131V132L99 133ZM255 132L257 134H259V135H257ZM104 133H105L106 136H108V135L109 136L106 137L104 135ZM109 133H111V134H109ZM262 133H263V136H262ZM235 134H236V136H234ZM8 135H10V134H8ZM223 135H225V136H223ZM0 136H6V134H0ZM57 136H59L60 140H59V138ZM256 137H254V138H256ZM166 138H165L166 141L162 138L161 141L158 142L159 144L157 143V146L152 148L153 151L151 150V152H150V154L148 156L149 159H151L153 161H158V162H160V164H163V165H166L165 163L168 162V164L170 165V163L172 164V163L177 162V160H176L177 158L183 157L184 153L188 154L190 152L188 149H186V147H182L181 149H179V150H177V151H175V152H173L171 154V155H173L174 153L177 154V152H178V156L177 157H173L171 155H168V151L166 150V149H171L172 146H175L174 143H173L174 141L182 142L184 138H190L189 135H187V134H172L171 133V134H168V136H166ZM233 138H235V139H233ZM52 139H54V140H52ZM69 139H71V141ZM107 139H109L110 141H107ZM241 139H243V140H241ZM261 140L264 141V139H261ZM64 141H65V147L63 145L64 143H62ZM154 141L155 140H153V138H152V142H154ZM57 142H58V144H57V147H56L55 145H56ZM193 142L197 146H201L202 145V143H200L198 140H195ZM214 142H218V143L220 142V145H217L219 147L218 150H216L217 148L213 147ZM225 142H226V144L232 142L231 144L234 145V146L232 145V147L227 146L228 151H229L228 155L225 154V152L223 150V148L225 147V145H223V143H225ZM243 142H246V140L243 141ZM66 143H68V144H66ZM158 145H160L161 148H159ZM69 146H70V148H68ZM163 146H165L166 148L163 147ZM62 147H64L65 150ZM157 147H158V149H157ZM19 148H21L20 151H18ZM17 151H18V153H17ZM21 151H22L23 154L21 153ZM36 151L38 152V154L44 151L43 154H45L44 155L45 157L43 159H41V157L36 159L38 157V154H37ZM57 152H58V154H57ZM245 152H246V150H244V153L242 152L243 154L241 152H239L238 159L241 158V157H242V159H244V157L246 158V156L248 154H250V156H251V152L252 151H248L246 153ZM30 153H32V155H30ZM244 154H247V155H244ZM128 156H130V158H128ZM92 157L93 156H91V155H87L86 159H90ZM104 157H111V154H105ZM118 157H116V158L118 159ZM262 158L263 157H261V159ZM33 159H34L35 163L31 164L30 161L33 160ZM21 161H23V163L20 166L19 162H21ZM43 161H45V160H43ZM253 161L254 160H252V163H253ZM29 162L31 164V167H34L37 164H38L37 165L38 167L36 169L30 168V167L26 168V165H29ZM206 162H207V159H206ZM229 166H230L231 169L229 168ZM208 167H209V169H208ZM245 167L246 166L242 167L241 169H244ZM252 167L254 169L251 171V174H250V175H252L251 178L258 177L260 174L261 175L264 174L263 171L260 170V167H256L255 165L254 166L252 165ZM191 168H193V169H191ZM263 169H264V167H263ZM23 171L25 172L24 174H23ZM101 173L105 174V173H103V171ZM230 173H231V175L234 174L235 176L234 177L228 176V174H230ZM35 175H36V177H35ZM256 175H258V176H256ZM0 176H2V175H0ZM164 176L166 178L170 179V180H178V179L182 178L181 176H179V178L175 177L174 174H172V173H170V174L167 173ZM164 176H162V180L164 179L163 178ZM38 177H41V178L42 177H44V178H48L49 177L50 178V180L48 178L49 183L45 182L43 184V182H42V184L38 185L39 187L36 186L37 190L28 191V190L33 189V188L29 187L30 181H32L35 178L38 179ZM13 178H14V176H13ZM214 178H215V180H213ZM223 178H224V180H223ZM216 179L218 180V182H217ZM231 180H235V181L232 182ZM214 181H216V182H214ZM221 181H222V183H221ZM224 181H226V182H224ZM229 181L231 183H235V185L231 184ZM240 181H241V183H240ZM237 182H238V184H236ZM192 183H194V184H192ZM224 183H226V184L224 185ZM18 184H19V187H18ZM155 184L158 185V181L156 179H155ZM220 184H223V185H220ZM43 187L46 188L47 190L45 189L46 191H43L42 190ZM156 193H158V192H156ZM260 194L263 195L264 192H261ZM113 195L114 194H111L110 196H113ZM114 197H115V195H114ZM163 201H165V200L163 199ZM223 203H224V205L226 204L225 202H223ZM262 203H264V202H262ZM17 204H19V203H17ZM161 206H162L161 210H163V208H165L166 204H163ZM161 206H160V208H161ZM262 206H263V204H261L258 207H256V210H257L256 212L257 213L262 208ZM11 209L14 210L13 208H4V207L0 208V210H2V212H5V214L10 213ZM149 210H151L152 213L157 214V212L154 209L149 208ZM14 211L18 212L17 209H15ZM0 214H1V212H0ZM83 215L84 214H82V218H83ZM166 216L167 215H161L162 218L166 217ZM77 218L78 217H76V219ZM30 221L33 223V220H30ZM263 222H264V219L260 220L257 223L259 224V223H263ZM236 223L238 225V222L236 221L234 226L236 225ZM200 224L201 225L199 226V229H196L197 227H195V226H190V228H189V225H187L188 227L186 226V227L183 228V230H184L183 234L180 233L181 232V227L179 228L178 224H177L176 226H177L178 229H176V231L174 232V241L173 242H169V243L172 244L175 247H180L182 245V241L184 239H187V232L195 231V232H198L200 234L205 233V225H203V223H200ZM10 226L13 229H12V231L11 230H7V232H12L11 236L15 237V235H16V238L19 239V241L22 242L19 245V249L21 251H23L25 249V247L23 246L24 245L23 242L32 239L31 238L32 227L30 226L27 229L23 230V228L20 227V223L19 224L13 223ZM252 226L255 227L256 225L254 223H252ZM66 227H65V229H67V230H71V229L73 231L80 230V228L73 229V228H69L68 226H66ZM245 227H243V228H245ZM147 228H148V233L152 231V233H149L150 235L148 234V236H152V235H154L153 233H156V235L160 234L163 231L164 226L162 224H159L158 228L160 230L158 229L156 231L154 229H152L151 224ZM234 228L236 229V232L233 230ZM234 228H232V232H234V234L236 233V235L234 237L230 238V240H229V237H228L227 233H220V234L217 233L216 235H214V237H213L211 242H212V245L215 247V249H219L220 248L219 247L220 244L221 243H225V242H230V243H231V241L233 243L241 242L243 245L248 246V245H254L256 242L258 243V242H261L262 240H264V237H258V238L257 237H253L254 236V234H253L254 230L249 231V229L248 230L247 229H243L242 226H240V225L238 227H234ZM240 228H242V230ZM259 228H255V229L256 230H262V229H259ZM61 231L62 230L60 228V230L57 232L56 237H58L59 235L61 236V233H60ZM157 231H159V232H157ZM26 233H27V235H26ZM136 233L139 234L140 232L136 231ZM182 235H185V237L182 238L181 237ZM249 236L251 238H248ZM263 236H264V229H263ZM2 237L4 239H6L4 231L0 230V238H2ZM188 238H189L188 239V241H189L188 242V246H194L193 247V252L196 254V255H193V260L195 261V259L197 257V259L201 260L202 264H205L206 263V259H204L205 262H203V260L201 259L203 257V255H202V253H200V251L202 249V246H204L205 251H208L207 246L211 245V244L209 243L207 238H205L203 236L200 238L201 240H198V237H197V239H190V237H188ZM245 239H248V240L246 241ZM149 241H150V245H151L152 241H154V240H149ZM199 242H200V244H199ZM6 244H8V243H6ZM33 244L34 243L32 241V242H30L29 245L31 246ZM233 245L234 244L231 245V244L227 243V246H228L227 251L228 252L227 253H221L220 254L221 259H223V260L227 259L229 262H231L230 264H234V263H236V264H246V263L255 264V262H249V261H246L244 259L245 255H246V253L248 251L247 249L244 250V254L245 255H243L241 257H236V253L233 252L235 250V248L233 249ZM8 246H9V248L7 247V250H8V253H9L8 257H10L9 260H11V258H13L11 254H12V251L14 250L13 249L14 246H12V247L10 245H8ZM21 246L24 249H22ZM221 248H222V246H221ZM223 249H225V248L223 247ZM81 250H82V248H81ZM56 251L58 252L59 249H57ZM114 251L116 252L115 255H110L109 257H106L104 259L101 258V261L105 260V261H103L105 264H136V261L134 260V258L125 259V261L122 260V261H120V263L119 262L111 263V261H110L111 259H114L115 256L119 257L123 253V252L121 253L120 249H115ZM263 251H264V248H263ZM89 252H91V251H89ZM145 252H146V255H150L151 258L153 259L148 264H156V263L158 264L157 261H154L155 257L158 256L157 254H155L154 251H149L148 252L146 249L145 250L139 249L137 252H135V254H143ZM259 252H262V249H260ZM240 253H241V251L239 250V254ZM100 254H101L100 252L97 253V257H98V255L100 256ZM208 255H210V257H212L211 253H209V252H208ZM249 257H251L250 254H249ZM94 258L95 257H93V256L91 257V259H93V261H95ZM215 258H219V257H215ZM176 259H177V260H175L176 262L173 259H172L173 261L171 259H167V260L164 259L161 262V264H165V263L166 264H189L187 262L183 263V257L181 255L177 256ZM169 260H171L172 262H170ZM193 260L191 259L190 261L194 262ZM133 261H135V262H133ZM218 261H219V259H216L212 264H219ZM233 261H235V262L233 263Z\"/></svg>", "mask_w": 264, "mask_h": 264}]
</instances>
